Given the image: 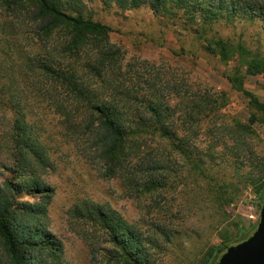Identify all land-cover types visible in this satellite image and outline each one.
I'll return each mask as SVG.
<instances>
[{"label": "rangeland", "instance_id": "rangeland-1", "mask_svg": "<svg viewBox=\"0 0 264 264\" xmlns=\"http://www.w3.org/2000/svg\"><path fill=\"white\" fill-rule=\"evenodd\" d=\"M84 1L92 18L110 27V41L121 47L125 77L134 78L127 81L140 80L136 86L143 94L149 85L162 88L157 91L172 107L174 128L202 151L219 145L218 154L202 174L157 136L151 147L171 154L173 171L157 178L161 187L149 190L144 187L148 173L137 171L141 161L110 170L87 123L73 126L52 98L33 94L28 118L46 164L34 176L42 190L17 195L16 220L25 221L33 237H43L28 245L27 264H136L135 256L142 264H205L222 242L235 241L242 231L252 234L251 224L260 218L264 123L251 121L256 112L251 96L264 103V0H250L260 12H224L214 21L201 12L164 14L149 4L123 8L115 0ZM22 31L27 32L24 44L33 45L29 28ZM80 59L82 65L88 58ZM169 79L181 81L182 91L171 92ZM195 101L210 107L197 113ZM0 111L2 182L14 175L7 148L14 112ZM247 126L249 133L243 130ZM93 205L112 215L122 243L110 226L89 216ZM123 243L135 256L126 254ZM0 258L8 262L1 240Z\"/></svg>", "mask_w": 264, "mask_h": 264}, {"label": "trees", "instance_id": "trees-1", "mask_svg": "<svg viewBox=\"0 0 264 264\" xmlns=\"http://www.w3.org/2000/svg\"><path fill=\"white\" fill-rule=\"evenodd\" d=\"M115 1L123 8L149 4L164 14L177 10L192 16L201 12L202 18L209 21L224 12L240 15L261 11L250 0ZM0 7V109L14 112L7 144L13 162L9 170L14 175L0 182V240L8 262L3 263L0 258V264H27L28 245L43 238L33 237L26 222L16 220L20 209L17 195L23 190L34 192L44 187L34 180L46 161L42 142L28 118L29 97L33 94L52 98L55 107L72 118V125L87 123L110 170H125V165L135 158L141 161L137 171L148 173L144 187L149 190L161 187L157 178H165L166 172L173 171L171 154L157 153L151 147L157 136L183 155L195 171L203 174L213 166L211 160L218 154L219 145L202 151L187 133L180 134L181 130L174 128L172 107L157 91L162 92V88L149 85V91L143 94L136 86L140 80L132 84L127 81L133 77H125L121 47L110 41V27L92 18L84 0H0ZM23 26L29 28L30 38L36 39L33 45L24 44L27 32L22 31ZM59 30L63 33L52 42ZM84 55L88 59L80 65ZM170 79L169 90L181 92L182 82ZM251 105L256 110L251 121L264 123V103L252 95ZM205 106L210 104L195 101L192 109L196 107L200 113ZM243 130L249 133L250 127ZM239 133L238 139L244 140L242 130ZM258 197L263 202L264 181ZM87 211L92 218L110 226L114 234L117 232L119 225L102 207L93 205ZM251 227L255 230L257 223ZM250 235L248 230L242 231L235 241L227 240L224 249L220 244L205 264H216L227 243L237 244ZM114 236L122 243V234L117 232ZM123 245L126 254H130V246ZM140 258L135 256L133 260L142 264Z\"/></svg>", "mask_w": 264, "mask_h": 264}, {"label": "water", "instance_id": "water-1", "mask_svg": "<svg viewBox=\"0 0 264 264\" xmlns=\"http://www.w3.org/2000/svg\"><path fill=\"white\" fill-rule=\"evenodd\" d=\"M216 264H264V200L256 229L247 239L226 246Z\"/></svg>", "mask_w": 264, "mask_h": 264}]
</instances>
